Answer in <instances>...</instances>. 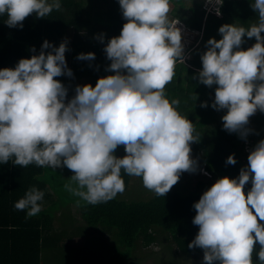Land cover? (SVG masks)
Masks as SVG:
<instances>
[{
    "label": "clouds",
    "instance_id": "9594fccd",
    "mask_svg": "<svg viewBox=\"0 0 264 264\" xmlns=\"http://www.w3.org/2000/svg\"><path fill=\"white\" fill-rule=\"evenodd\" d=\"M118 3L126 22L104 46L114 74L98 78L95 86L77 85L67 103L68 89L54 79L73 75L65 59L66 41L54 47L45 40L39 54L21 58L14 68H0V164L66 166L73 175L64 188L80 198L77 204L96 205L122 193V170L141 177L144 187L163 197L183 171L197 170L190 142L200 134L178 111L179 100L165 93L177 62L185 61L179 18L169 17L171 0ZM223 3L204 0L216 15ZM250 6L257 13L255 22L221 25V38L206 42L196 77L206 86L217 85L211 107L226 109L223 128L241 138L250 131L249 117L264 112V0H250ZM61 7L62 0H0V15H6L8 27L22 28L30 14L45 18ZM245 37L256 42L242 49ZM96 38L103 43L105 37ZM94 58L93 52L77 56ZM119 145L126 153L122 157L115 155ZM247 160L237 177L219 178L193 204L192 223L199 229L188 247L203 249L205 264H264V139ZM226 163H236L234 154ZM44 195L32 186L14 207L26 211V218L35 216ZM257 242L261 247L253 261Z\"/></svg>",
    "mask_w": 264,
    "mask_h": 264
},
{
    "label": "trees",
    "instance_id": "16d2710c",
    "mask_svg": "<svg viewBox=\"0 0 264 264\" xmlns=\"http://www.w3.org/2000/svg\"><path fill=\"white\" fill-rule=\"evenodd\" d=\"M187 1L171 0L175 8L170 16H178L180 12L176 5L184 6ZM97 2L99 0H62V7L54 9L48 17L37 18L35 14H30L23 21L22 28L8 27L4 23L6 15H0V68H14L21 58L39 54L43 42L47 40L54 47L66 41L65 59L73 75H61L54 79L60 80L68 89L66 98L69 100L74 96L77 85L90 83L95 86L98 78L114 74V70L107 68L111 61L106 57L104 46L111 37L120 34L126 21L118 0H102V4ZM220 11V15L206 13L197 6L190 16H179L187 28L203 34L202 44L192 50L193 58L189 63L177 62L175 77L165 86L166 95L169 99L179 100L178 111L194 123L200 134L198 141L190 142V156L201 159L209 174L208 179L198 180L195 188L190 190L179 178L164 197L157 196L146 187L147 194L142 196L133 195L132 190L134 183L144 186L142 178L130 176L122 170L125 183L122 193L96 205L82 200L77 204L80 198L64 188V183L69 182L68 178L73 175L66 166L51 169L30 164L22 167L11 160L0 164V264H42L45 247L57 245L63 239V235L53 227L55 214L70 205L76 206L86 226L90 230L93 228L94 233L102 229V234L105 231L115 236L116 241L110 245L115 264H139L135 252L158 244L161 236L176 247L179 256L165 264H189L181 262V259L204 255L200 247H188L199 229L192 223L196 214L193 204L219 178L237 177L240 169L248 164V153L243 145L246 137L241 138L237 132L224 129L221 117L226 109L217 111L211 107L217 85L206 86L196 77L202 68L200 51L203 48L207 50L209 38H221L219 27L234 22L248 27L257 19V13L251 8L250 0H224ZM101 33L105 37L103 43L96 38ZM244 39L246 43L240 46L242 49L256 42L255 37ZM88 52L95 53L93 60L77 59L78 54ZM205 101L208 106L201 107V102ZM251 119L252 116L247 128ZM125 154L124 146L119 145L115 155L122 157ZM232 154L236 163H226L227 157ZM32 186L44 191L45 195L41 211L26 218V211L17 210L14 204ZM250 187L251 178L244 187L245 194ZM127 191L129 193L123 197L122 194ZM64 194L67 197L61 200ZM79 235L84 236V233ZM254 247L259 250L261 246L257 242Z\"/></svg>",
    "mask_w": 264,
    "mask_h": 264
},
{
    "label": "rangeland",
    "instance_id": "374dc122",
    "mask_svg": "<svg viewBox=\"0 0 264 264\" xmlns=\"http://www.w3.org/2000/svg\"><path fill=\"white\" fill-rule=\"evenodd\" d=\"M97 3L102 4V0H99ZM176 6L180 13L177 10L179 15H174L176 16L175 18H179L180 15L190 16L192 9L197 6L200 10H205L206 8L204 0H188L184 6ZM85 7L87 8L88 5H85ZM174 8L173 5H170V18H174L170 16V14L172 15ZM206 13L215 12L206 11ZM178 27L182 30V43L184 44L185 52L184 63H189V60H192L193 58L192 50L196 45L202 44L201 40L203 34L200 32H193L187 28L182 21H180ZM261 35H264V33H261ZM204 51L203 48L199 55H202ZM68 100L69 99L66 98L65 103H67ZM256 113L258 114V117H255L256 115H254L251 119V124L248 128L250 131L246 137L250 138L249 135H251L253 138L261 140L264 139V112L257 110ZM194 160L197 162V170L195 172L183 171L180 174L182 182H184L190 190L195 188L198 180H206L209 177V174L208 176L203 175L206 171L203 169L204 165L201 159L196 158ZM66 183L68 182L66 181ZM133 185V195L141 194L142 196H146L147 189L144 186L137 185L136 183ZM62 190H64L63 187ZM128 193V191L124 192L122 194L123 197ZM63 196L64 197H61V200H64V198L67 197L66 194ZM53 227L63 235V239H61V242L57 245H51L48 248L45 247L42 253V264H115V256L110 251V245L116 241L115 236L105 231L104 234H102V229L97 231V233H94L96 231H94L93 228L90 230L86 226L75 205H70L69 208L61 209L56 212ZM79 233L82 235L84 233V236L79 235ZM257 251L258 248L254 247L252 253L253 261L258 260L256 254ZM135 254L139 257V264H165L166 262L171 261L173 257L174 259L179 257L177 256L176 247L170 243L165 236H161V241L158 244L153 245L148 249H140L139 251H136ZM181 262H188L189 264H205L203 255L192 256L189 259H181ZM214 264H218V262H214Z\"/></svg>",
    "mask_w": 264,
    "mask_h": 264
},
{
    "label": "crops",
    "instance_id": "0c3cea01",
    "mask_svg": "<svg viewBox=\"0 0 264 264\" xmlns=\"http://www.w3.org/2000/svg\"><path fill=\"white\" fill-rule=\"evenodd\" d=\"M257 114V113H256ZM256 114H253L252 115V118L254 117V115ZM250 138L246 137L243 141V145H244V151H245V146H246V143L248 142L250 144V151L254 148V146L257 144V142L259 141V139H255L253 138L251 135H249Z\"/></svg>",
    "mask_w": 264,
    "mask_h": 264
},
{
    "label": "built area",
    "instance_id": "2783aa9c",
    "mask_svg": "<svg viewBox=\"0 0 264 264\" xmlns=\"http://www.w3.org/2000/svg\"><path fill=\"white\" fill-rule=\"evenodd\" d=\"M205 10L208 11L206 8H205ZM245 152L248 153V154L250 152V144L248 142L246 143V146H245ZM205 173H207V172H205ZM206 175H208V173Z\"/></svg>",
    "mask_w": 264,
    "mask_h": 264
}]
</instances>
